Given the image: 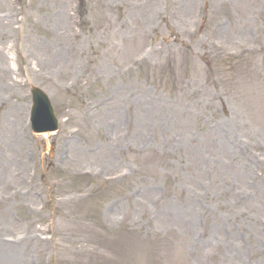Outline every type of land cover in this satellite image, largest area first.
I'll use <instances>...</instances> for the list:
<instances>
[{"label":"rangeland","instance_id":"374dc122","mask_svg":"<svg viewBox=\"0 0 264 264\" xmlns=\"http://www.w3.org/2000/svg\"><path fill=\"white\" fill-rule=\"evenodd\" d=\"M3 4L0 264H264V0Z\"/></svg>","mask_w":264,"mask_h":264},{"label":"water","instance_id":"95a60500","mask_svg":"<svg viewBox=\"0 0 264 264\" xmlns=\"http://www.w3.org/2000/svg\"><path fill=\"white\" fill-rule=\"evenodd\" d=\"M33 95L36 103L33 115L34 130L37 132H42L56 129V119L47 96L36 87L33 88ZM39 116L45 117L48 123L40 124V121H38Z\"/></svg>","mask_w":264,"mask_h":264},{"label":"bare ground","instance_id":"6f19581e","mask_svg":"<svg viewBox=\"0 0 264 264\" xmlns=\"http://www.w3.org/2000/svg\"><path fill=\"white\" fill-rule=\"evenodd\" d=\"M1 1V5H0V12H4L5 11V9H4V7H3V3H5L7 0H0ZM19 23V19H11V18H9V16L7 15V14H1L0 13V36H2L3 34H4V32H5V30H12V28H13V24H18ZM4 49V46L2 47V50ZM0 68L4 71V70H8V67L7 66H3V65H0ZM3 81V88H5V84H7L5 81H4V79L2 80ZM0 100H2V99H0ZM2 102L0 101V107H2ZM10 133V131L8 130L7 131V134H9ZM16 140V139H15ZM14 139H12V140H10V143H6L5 142V139H3V142H4V144H5V149H7V148H9V150L10 151H15V145H16V141H15ZM0 158H3V155H0ZM6 158V157H5ZM4 158V159H5ZM10 163H13V161L12 162H10ZM3 167H4V165H3ZM12 168H15V169H17L18 168V166H14V167H9V168H7V170H9V169H12ZM15 170H13V171H9V173L10 172H14ZM4 173V172H3ZM0 174V177H4L3 175H6V171H5V174ZM11 193H13V194H9L10 195V197H8V198H11V197H14V196H16L17 194H18V192L17 191H13V192H11ZM3 214H7V211H5Z\"/></svg>","mask_w":264,"mask_h":264}]
</instances>
